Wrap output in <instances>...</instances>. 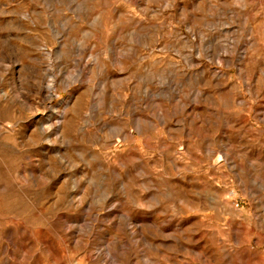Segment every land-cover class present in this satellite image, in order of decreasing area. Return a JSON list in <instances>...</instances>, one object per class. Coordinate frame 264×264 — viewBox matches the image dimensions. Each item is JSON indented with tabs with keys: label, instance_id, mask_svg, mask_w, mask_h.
I'll list each match as a JSON object with an SVG mask.
<instances>
[{
	"label": "rangeland",
	"instance_id": "obj_1",
	"mask_svg": "<svg viewBox=\"0 0 264 264\" xmlns=\"http://www.w3.org/2000/svg\"><path fill=\"white\" fill-rule=\"evenodd\" d=\"M0 264H264V0H0Z\"/></svg>",
	"mask_w": 264,
	"mask_h": 264
}]
</instances>
